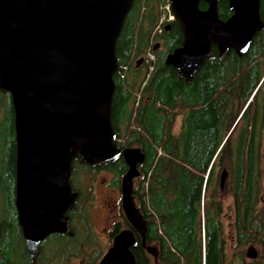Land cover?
<instances>
[{
    "label": "trees",
    "instance_id": "16d2710c",
    "mask_svg": "<svg viewBox=\"0 0 264 264\" xmlns=\"http://www.w3.org/2000/svg\"><path fill=\"white\" fill-rule=\"evenodd\" d=\"M165 1L133 0L116 42L119 69L111 120L118 147H137L143 154L132 195L145 219V241L156 245L158 264H224L225 203L219 178L226 169L232 264H245V247L264 240L259 201L264 188V28L243 57L232 49L219 57L213 45L212 56L187 84L165 63L182 40L175 20L156 29ZM259 11L264 21V0ZM218 12L222 19L231 14L228 0L219 1ZM155 43L160 47L153 50ZM147 50L155 55L151 71L149 63L138 62ZM3 107L0 187L6 212L0 217V264H97L101 243L89 212L94 182L102 170L112 175L110 186L121 188L127 162L120 157L91 166L79 157L73 160L70 181L78 196L67 211L69 233L48 235L31 259L14 204L13 108L10 95L0 91V116ZM138 247L132 250L136 264H146Z\"/></svg>",
    "mask_w": 264,
    "mask_h": 264
},
{
    "label": "water",
    "instance_id": "95a60500",
    "mask_svg": "<svg viewBox=\"0 0 264 264\" xmlns=\"http://www.w3.org/2000/svg\"><path fill=\"white\" fill-rule=\"evenodd\" d=\"M169 1L182 40L165 63L187 84L212 56L213 45L219 57L230 49L242 57L264 28L260 0H228L226 19L219 16L220 0ZM132 3L0 0V91L10 95L13 108L14 204L31 259L48 235L69 233L77 157L91 166L124 158L129 167L121 180L123 213L144 242L145 219L132 195L143 154L137 147H118L111 120L116 42ZM226 177L222 169L221 189ZM134 242L132 230L122 229L97 264H136ZM247 256L255 257L256 250L249 247Z\"/></svg>",
    "mask_w": 264,
    "mask_h": 264
},
{
    "label": "flooded vegetation",
    "instance_id": "af4514ba",
    "mask_svg": "<svg viewBox=\"0 0 264 264\" xmlns=\"http://www.w3.org/2000/svg\"><path fill=\"white\" fill-rule=\"evenodd\" d=\"M168 23H166L164 26H166ZM160 31H158V32H160ZM159 47H160L159 43H155V45L153 47V50H156ZM146 52L147 51H145L141 55V58H143V61H145ZM263 151H264V147H263ZM100 172H105V171L99 170L98 174ZM220 175H221V173H220ZM111 176L112 175L108 174V178H107L106 183H105V186L107 187L106 189L109 192H111V194H112V197H111L112 201H111V203L110 202L108 203V208H109V211L113 215L107 217L108 222H107L106 227H104V231H105V233H107V236H108V239H109V246L112 243L113 237L119 231H121L122 229H131L133 234H134V236H135V242L130 248L131 251L134 249V246L139 245L138 249L145 253L146 264H158V262H157L158 249H157L156 245L147 243L145 241V237H144V242H143L141 237L137 233V231L126 220V218L124 216V213H123L122 204H121L120 188H115V187L110 186V180L112 178ZM219 180H220V178H219ZM226 180H227V177H226ZM262 187H264V186H262ZM225 188H226V181H225L224 188L221 189L220 186H219V189L222 192V196H223L224 191H225V193H227ZM74 191H76V190H74ZM77 196H78V193H77ZM259 201H260L261 205H264V188H262V192L260 193ZM263 217H264V213L262 214V218ZM230 220H231V217H230ZM223 227H224L223 228V234H224V245H225V247H224V251H225L224 252V264H232V247H233V240H234V232H233L232 221H230L229 223L225 224L224 220H223ZM260 237L264 238V232L261 233ZM254 244H256V243H251L250 245L247 246L246 251H245V259L249 258L250 260H255V261H258L259 263L263 264L264 263V240L260 239L259 243H257L258 245H260V249L261 250H259V251L256 249ZM149 247H152V248H150V250H148ZM249 247H252V248H254L256 250V256L255 257H248L247 256V251H248ZM245 264H248V262H246V260H245Z\"/></svg>",
    "mask_w": 264,
    "mask_h": 264
},
{
    "label": "rangeland",
    "instance_id": "374dc122",
    "mask_svg": "<svg viewBox=\"0 0 264 264\" xmlns=\"http://www.w3.org/2000/svg\"><path fill=\"white\" fill-rule=\"evenodd\" d=\"M5 115H6V108L4 109L3 107L0 119L1 117L3 119ZM2 152L4 153V149ZM80 170L81 169L79 168L77 174L80 173ZM107 178H108V174L105 172H100L97 175V180L94 182V186H93L94 198L91 201V205L89 207V212L93 220V227L101 243L102 254L106 251L107 247L109 246V239H108L107 233H105L104 231V227H106L107 222H108L107 217L113 215L109 211V208H108V203L109 202L111 203L112 201V198H111L112 194L106 189L107 187L105 186ZM4 197H5V194L2 193L1 187H0V217L3 216L4 212H6ZM223 201L225 203L223 220H224V223L227 224L230 221H232L233 211H232L231 197L227 193H225V191L223 193ZM227 205H230V206H227ZM230 217H231V220H230ZM254 245L258 251L261 250L260 245H258L257 243ZM47 247L48 249H50V244ZM246 248L247 247H245V251H246ZM245 260L251 261L249 258H246Z\"/></svg>",
    "mask_w": 264,
    "mask_h": 264
},
{
    "label": "built area",
    "instance_id": "2783aa9c",
    "mask_svg": "<svg viewBox=\"0 0 264 264\" xmlns=\"http://www.w3.org/2000/svg\"><path fill=\"white\" fill-rule=\"evenodd\" d=\"M161 16L159 18L156 29L158 31L162 30V26L168 23L171 20H174V15L171 11L170 1L166 0L160 6ZM155 60V55L152 50H147L145 54V62L149 63V71L153 68V62Z\"/></svg>",
    "mask_w": 264,
    "mask_h": 264
}]
</instances>
